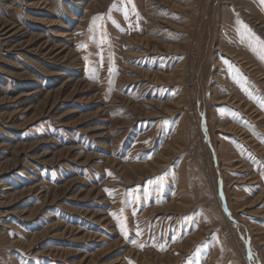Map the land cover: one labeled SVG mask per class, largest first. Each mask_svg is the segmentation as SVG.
<instances>
[{"label": "rangeland", "instance_id": "374dc122", "mask_svg": "<svg viewBox=\"0 0 264 264\" xmlns=\"http://www.w3.org/2000/svg\"><path fill=\"white\" fill-rule=\"evenodd\" d=\"M237 19L264 39L259 0H0V264H264Z\"/></svg>", "mask_w": 264, "mask_h": 264}, {"label": "snow or ice", "instance_id": "6c2138e0", "mask_svg": "<svg viewBox=\"0 0 264 264\" xmlns=\"http://www.w3.org/2000/svg\"><path fill=\"white\" fill-rule=\"evenodd\" d=\"M260 4L261 5H264V0H259ZM132 3V0H124V4L127 5V4H131ZM113 7H118L117 5H113ZM123 14H124V18L126 20L129 19V11L127 9V7L125 6L124 10H123ZM133 14H136L138 15V13H135V6L133 5ZM94 20L96 19L95 17L93 18ZM236 24H237V28H236V31L239 35V38L241 40V42H247L248 43V46L250 47V49L253 51V52H258L259 54V58L262 62H264V39H261L259 36H257L250 28L247 24H245L242 20H239L237 19L236 20ZM103 42H107L106 41V34L104 35V39H102V43ZM109 71H112L111 67L109 68ZM229 71H233V68H232V65L229 64ZM91 78V77H90ZM111 83V82H110ZM244 91H247V89H243ZM249 95V98L250 99H254L251 95V93H248ZM259 107L264 110V101H260L259 102ZM264 139V138H262ZM111 175V173H109ZM162 179V178H160ZM115 215V214H113ZM120 227H121V231H122V234L125 235V238L127 239V232L125 230V225L123 223L120 224ZM141 230L139 228H137L136 230V235L137 237H139L141 235ZM132 244L140 247V248H143L145 247L144 244H140L138 243L137 240H131L130 241ZM153 246H156V245H153ZM163 250V249H161Z\"/></svg>", "mask_w": 264, "mask_h": 264}]
</instances>
